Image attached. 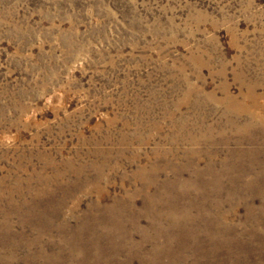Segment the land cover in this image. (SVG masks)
Masks as SVG:
<instances>
[{"label": "rangeland", "instance_id": "1", "mask_svg": "<svg viewBox=\"0 0 264 264\" xmlns=\"http://www.w3.org/2000/svg\"><path fill=\"white\" fill-rule=\"evenodd\" d=\"M0 264H264V0H0Z\"/></svg>", "mask_w": 264, "mask_h": 264}]
</instances>
